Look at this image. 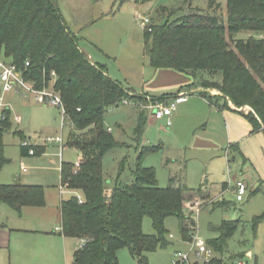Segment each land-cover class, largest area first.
I'll use <instances>...</instances> for the list:
<instances>
[{
	"label": "rangeland",
	"instance_id": "1",
	"mask_svg": "<svg viewBox=\"0 0 264 264\" xmlns=\"http://www.w3.org/2000/svg\"><path fill=\"white\" fill-rule=\"evenodd\" d=\"M55 1L86 58L102 67L110 78L129 88L135 95L145 97L141 102L111 107L103 116V127L116 143L102 159L107 192L115 185L132 184L140 160L143 167L154 171L160 188H167L169 179L175 178L176 185L184 184L194 194L192 202L184 204L182 214L195 223L193 235H196L199 243L206 244L212 250L213 257L221 259L222 264H264V162L258 171L245 162L233 148L235 145L227 143L221 119H217L214 127L195 130L189 117L175 124L170 121L167 123L164 118L155 120L152 111L146 108L149 105L146 97H161L168 92L167 87H172L175 78L167 72L170 69L153 68L144 55L143 19H148L153 25L179 21L186 15L188 5H184L182 0H99L96 3L90 0ZM211 1L215 4L209 10ZM227 2L190 0L193 8L208 9V12L220 15L224 21ZM161 7L166 10L159 16ZM224 27L223 39L228 49L235 54L234 40L264 38V33L241 32L231 40L225 22ZM249 74L250 81L256 82L264 92V83L252 71ZM200 78L219 81L218 77L210 74H203ZM54 81L55 78L42 87L54 91ZM201 88L205 93L215 92L212 96L222 95L216 89ZM0 97L8 109L10 124L2 138L4 157L9 163L0 169V183H12L18 179L23 184L43 186L46 204L39 210L27 208L17 213L0 203V227L5 225L8 229L5 230L7 246L0 247V264H34L24 253L45 249L46 246L54 254L51 264H57L60 253L56 242H48L47 236L39 232L52 230L53 223L48 217L53 216L60 198H82L77 191L61 189L60 179L61 162L75 168L80 161V152L72 147L60 150L57 144L46 142L47 138L56 136H61L66 142L69 126L63 123L61 108L44 105L32 94L24 96L15 89L3 92L1 86ZM229 104L233 105L228 101ZM236 109L244 114L253 113L250 106ZM139 111L145 113V120L142 132L136 134ZM260 123L261 128L264 123ZM23 141L32 146L45 145L46 150L40 156H22L20 147ZM22 166L25 172L21 171ZM238 181L246 186L241 201L236 200L235 194ZM40 217H44V221L37 220ZM258 217L262 219L256 223ZM223 223L235 224V229L222 251L217 252L208 243L219 238L215 229ZM163 226L167 231L165 238L168 244L147 253V263L172 264L174 257L179 254L188 256L193 262L196 249L193 242L181 240L178 219L168 216ZM142 232L146 235L155 234L149 217L143 219ZM63 237L68 246L63 264H72L71 254L78 241L76 238ZM116 259L117 264H137L127 247L117 250Z\"/></svg>",
	"mask_w": 264,
	"mask_h": 264
},
{
	"label": "trees",
	"instance_id": "2",
	"mask_svg": "<svg viewBox=\"0 0 264 264\" xmlns=\"http://www.w3.org/2000/svg\"><path fill=\"white\" fill-rule=\"evenodd\" d=\"M182 1L188 8L179 21L158 25L149 22L144 26L143 53L149 64L155 69L191 75L201 87L216 89L221 96L199 95L218 110L229 109L228 101L236 108L250 106L253 113L240 114L252 132L260 130V122L264 123V92L250 81L249 71L264 83V38L234 40L235 54L228 49L223 33L224 22L231 40L241 32L264 33V0H228L225 21L208 12L214 1L209 10L193 8L190 0ZM164 10L161 7L158 15H163ZM0 55L23 71L24 79L37 89L50 82L52 72L55 74L53 88L63 103L64 123L69 126L63 147L76 148L81 155L76 173L70 164L63 162L60 167L61 184L82 196L60 202V234L84 240L73 253L72 264H117L116 252L122 247L128 248L137 264H148L146 254L168 244L163 226L168 216L178 219L181 240L191 241L196 226L183 216L182 209L192 202L194 194L184 184L176 185L175 178L169 179L167 188H160L154 171L143 167L139 160L134 182L115 185L107 192L102 159L116 143L103 127V116L107 109L118 107L123 101L137 103L145 97L135 95L86 58L55 0H0ZM203 74L218 77L219 81L200 78ZM151 101L167 99L151 97ZM4 112L6 119L0 121V169L9 163L2 141L10 127L8 109ZM138 117L136 134L143 130L145 113L139 111ZM32 147L35 156L45 152L41 146ZM20 148L21 155L27 156V149ZM0 203L15 212L23 207H43L44 188L18 181L0 185ZM145 217L151 219L154 235L142 232ZM261 219L258 217L255 222ZM234 229L235 224L223 223L215 229L219 238L208 244L221 252ZM205 264L222 261L213 257Z\"/></svg>",
	"mask_w": 264,
	"mask_h": 264
},
{
	"label": "crops",
	"instance_id": "3",
	"mask_svg": "<svg viewBox=\"0 0 264 264\" xmlns=\"http://www.w3.org/2000/svg\"><path fill=\"white\" fill-rule=\"evenodd\" d=\"M167 72L170 74V76L174 77L175 80L172 84V87H167L168 92H166L162 96H165L167 100L177 99L176 109L174 110L172 115L170 117H164L167 123H169L170 121L171 123L175 124L178 120L186 119L189 117L191 120V125L193 126L192 128L197 130L200 127H205V129L207 127H214L215 124L217 123V119H221L223 122V129L227 134V140H226L227 143L235 145L233 148L242 156L245 162L250 164V166L255 168L257 171L259 167L261 169L264 162V133L261 130L252 132L251 125L242 116V114H240L242 112L234 108L233 105L229 104V109H223V110H218L215 107H212L204 97L199 95V93H205V90L199 86L198 80L194 79L191 75L179 73L174 70ZM207 94L212 96L215 94V92L210 91ZM149 97H153V96H149ZM220 104H222V101H220ZM64 144H65L64 141L61 147L60 145L57 144L60 150L64 149L63 147ZM41 147H43L44 150H46L45 145H41ZM27 156L30 155L27 153ZM61 163H63V161ZM21 171L22 172L26 171L24 166H22ZM13 182H16V180H13ZM3 184L4 183H0V185ZM7 184H11V183H7ZM25 185H35V184H25ZM44 198H45V193H44ZM62 200L63 199L60 198L58 205L55 206L54 209L55 212L53 216L51 215L48 217V220L53 223L52 230L47 232H39L40 235L47 236L46 238L48 242L49 241L56 242L58 246L57 250L60 253L59 261H57V264L64 263L65 255L68 250L67 241L66 239H64L63 235L60 234V202ZM45 205L46 204H44L43 207H45ZM43 207H39V208L23 207L20 210V212H22L27 208H33L35 210L36 209L39 210L42 209ZM37 220L44 221V217H40V219ZM5 230L8 229H6L5 225H2L0 227V247L2 248L6 247L8 243L7 241L8 236L6 235ZM76 240L78 241V245L71 254V263L73 260V253L81 247L80 240L79 239ZM24 255L26 256L27 259L31 261V263L34 264H51L54 261V254L50 249V247L47 246L45 247V249L41 248L34 251H27L24 253ZM8 259L10 260V257Z\"/></svg>",
	"mask_w": 264,
	"mask_h": 264
},
{
	"label": "built area",
	"instance_id": "4",
	"mask_svg": "<svg viewBox=\"0 0 264 264\" xmlns=\"http://www.w3.org/2000/svg\"><path fill=\"white\" fill-rule=\"evenodd\" d=\"M142 24L144 26L149 24L148 19H143ZM29 65L28 62L25 63V67ZM52 79H54L55 74L51 73ZM49 82V83H50ZM0 86L3 92H7L15 89L17 92L22 93V95L32 94L37 101H40L44 105L55 106L62 109L63 112V123H64V107L63 103L60 99V96L55 91H48L47 88L37 89L34 87L33 83L26 81L23 76V71L19 70L15 65H13L10 61L6 60L2 55H0ZM54 90V89H53ZM149 102V105L146 108L152 111L153 118L155 120H160L164 117H170L174 110L176 109L177 99L167 100L165 102L160 101H151L150 97H146ZM129 104L128 101H123V105ZM6 108L2 102V98L0 97V121H4L6 119L5 111ZM260 130L264 133V125L260 128ZM46 142L56 143L63 145V138L61 136L47 138ZM22 147L27 149V153L30 156L35 155V149L28 145L26 141H23L21 144ZM79 164L74 168L73 172L76 173L78 171ZM65 188L63 185L61 189ZM246 191V186L243 182L238 181L235 187L236 200L241 201ZM199 211V210H198ZM190 242H193L194 248L196 249L195 255L196 258L193 262L188 259L186 255H178L174 257L172 260V264H205L208 263L213 258L212 250L203 243H199L196 240V235H193ZM84 244V240H80V246ZM236 264H242L240 262Z\"/></svg>",
	"mask_w": 264,
	"mask_h": 264
},
{
	"label": "water",
	"instance_id": "5",
	"mask_svg": "<svg viewBox=\"0 0 264 264\" xmlns=\"http://www.w3.org/2000/svg\"><path fill=\"white\" fill-rule=\"evenodd\" d=\"M250 256V255H249Z\"/></svg>",
	"mask_w": 264,
	"mask_h": 264
}]
</instances>
